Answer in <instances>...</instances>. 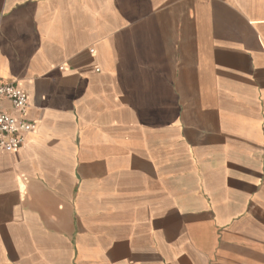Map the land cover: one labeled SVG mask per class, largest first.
Wrapping results in <instances>:
<instances>
[{
  "label": "crops",
  "instance_id": "obj_1",
  "mask_svg": "<svg viewBox=\"0 0 264 264\" xmlns=\"http://www.w3.org/2000/svg\"><path fill=\"white\" fill-rule=\"evenodd\" d=\"M0 79V264H264V0H0Z\"/></svg>",
  "mask_w": 264,
  "mask_h": 264
},
{
  "label": "built area",
  "instance_id": "obj_2",
  "mask_svg": "<svg viewBox=\"0 0 264 264\" xmlns=\"http://www.w3.org/2000/svg\"><path fill=\"white\" fill-rule=\"evenodd\" d=\"M7 101L13 113L7 112L2 102ZM27 92L16 81L0 79V151H18L28 133L36 128L35 121L28 118Z\"/></svg>",
  "mask_w": 264,
  "mask_h": 264
}]
</instances>
